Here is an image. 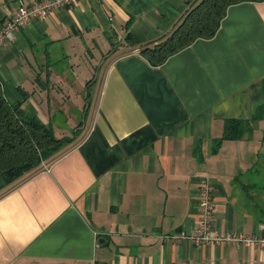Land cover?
I'll return each mask as SVG.
<instances>
[{"label":"crops","instance_id":"obj_1","mask_svg":"<svg viewBox=\"0 0 264 264\" xmlns=\"http://www.w3.org/2000/svg\"><path fill=\"white\" fill-rule=\"evenodd\" d=\"M32 1L0 0V28ZM196 1L80 0L0 43L6 101L57 137L73 130L0 195V264H264L257 246L176 240L204 184L213 235L264 237V2L229 6L213 38L160 66L140 53ZM227 121L252 132L224 140Z\"/></svg>","mask_w":264,"mask_h":264},{"label":"trees","instance_id":"obj_2","mask_svg":"<svg viewBox=\"0 0 264 264\" xmlns=\"http://www.w3.org/2000/svg\"><path fill=\"white\" fill-rule=\"evenodd\" d=\"M243 2L264 0H197L172 31L158 41L141 45V55L152 66L162 65L195 40L213 38L228 7ZM252 129L249 122L227 121L222 139H239ZM70 140L55 136L51 125L36 116L23 115L20 104L8 103L0 89V195L36 173L44 161L49 164Z\"/></svg>","mask_w":264,"mask_h":264},{"label":"built area","instance_id":"obj_3","mask_svg":"<svg viewBox=\"0 0 264 264\" xmlns=\"http://www.w3.org/2000/svg\"><path fill=\"white\" fill-rule=\"evenodd\" d=\"M80 0H34L31 4L20 3L16 12L0 28V43L11 38L14 32L29 21L46 17L57 8H69ZM213 191L209 184L200 189L199 220L194 232L188 236L176 238L178 241H190L193 244L232 243L243 247L257 246L264 248V237L244 234H228L224 237L212 234L213 223Z\"/></svg>","mask_w":264,"mask_h":264},{"label":"rangeland","instance_id":"obj_4","mask_svg":"<svg viewBox=\"0 0 264 264\" xmlns=\"http://www.w3.org/2000/svg\"><path fill=\"white\" fill-rule=\"evenodd\" d=\"M72 115H73V117H72V119L70 120L71 122H73V123H77V124L83 122V113H81V112H77V111H74V113H73ZM66 118H67V117H66V114L63 113V112L58 111L57 114L55 113V121H56L57 123L62 124V126L65 125ZM68 125H69V124H68ZM72 133H73V130H72V129H69V131L67 132V134L63 133V134L60 135L58 138H65V137H66L67 139H70V137H69L68 135H71ZM62 144H63V143H62ZM64 144H65V142H64ZM64 144H63V147H61L60 151L66 147V145L64 146ZM61 146H62V145H61ZM60 151H58V152L52 157V159H53L58 153H60ZM52 159H51V160H52ZM46 162H48V161H46ZM46 162L44 161V162L42 163L41 166L44 167L45 165H47Z\"/></svg>","mask_w":264,"mask_h":264}]
</instances>
